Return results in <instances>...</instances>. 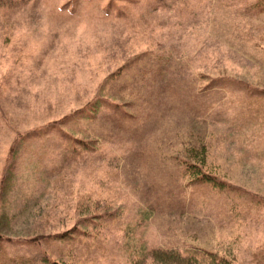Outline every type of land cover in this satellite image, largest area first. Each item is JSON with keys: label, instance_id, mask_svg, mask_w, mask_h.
<instances>
[{"label": "rangeland", "instance_id": "1", "mask_svg": "<svg viewBox=\"0 0 264 264\" xmlns=\"http://www.w3.org/2000/svg\"><path fill=\"white\" fill-rule=\"evenodd\" d=\"M264 0H0V264H264Z\"/></svg>", "mask_w": 264, "mask_h": 264}, {"label": "trees", "instance_id": "2", "mask_svg": "<svg viewBox=\"0 0 264 264\" xmlns=\"http://www.w3.org/2000/svg\"><path fill=\"white\" fill-rule=\"evenodd\" d=\"M150 256L156 264H190L189 260L186 261L184 257L173 250H152ZM219 264L225 263L220 261Z\"/></svg>", "mask_w": 264, "mask_h": 264}, {"label": "crops", "instance_id": "3", "mask_svg": "<svg viewBox=\"0 0 264 264\" xmlns=\"http://www.w3.org/2000/svg\"><path fill=\"white\" fill-rule=\"evenodd\" d=\"M262 174L264 175V172Z\"/></svg>", "mask_w": 264, "mask_h": 264}]
</instances>
